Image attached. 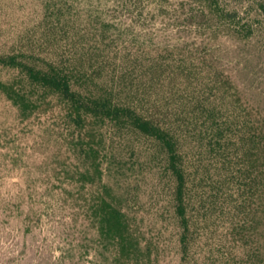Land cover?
<instances>
[{
	"label": "rangeland",
	"instance_id": "obj_1",
	"mask_svg": "<svg viewBox=\"0 0 264 264\" xmlns=\"http://www.w3.org/2000/svg\"><path fill=\"white\" fill-rule=\"evenodd\" d=\"M174 1L0 0V54L23 51L75 65L91 77V90L112 93L174 135L187 179V253L171 212L174 179L165 169V154L150 138L126 131L115 135L111 126H97L116 162L104 179L119 180L122 189L132 186L129 205L155 241V264H243L248 250L264 244V223L255 222L257 231H246L244 240L239 239L243 233L234 236L235 228L253 216L251 204L264 220V202L258 199L264 195V174L252 175L251 160H242L245 132L232 98L211 93L216 69L204 65L200 55L183 59L179 44L172 42L174 32L166 24L172 9L162 8ZM259 2L224 0L259 22L254 44L263 51L237 72L247 81L246 71L253 70L255 85L264 80ZM215 55L222 65L236 64L225 46ZM18 75L0 65L1 81ZM248 96L260 101L253 92ZM51 100L50 108L24 115L0 91V264H129L116 259L115 245L101 242L88 218L95 188L86 185L79 200L72 197L79 191L66 177L79 161L68 148L73 130L56 98Z\"/></svg>",
	"mask_w": 264,
	"mask_h": 264
},
{
	"label": "trees",
	"instance_id": "obj_2",
	"mask_svg": "<svg viewBox=\"0 0 264 264\" xmlns=\"http://www.w3.org/2000/svg\"><path fill=\"white\" fill-rule=\"evenodd\" d=\"M171 7L162 8L164 12L172 9L166 22L174 35L170 36L179 44L183 59H193L200 55L204 65L215 68L214 88L211 93H221L232 98L236 112L241 117L244 134L241 144L247 147L244 161L251 160V174H264V80L258 84L250 81L253 70L246 71L247 81L241 80L238 73L245 69V62L250 61L262 50L254 40L257 37L258 23L241 15L236 8H231L224 0H177ZM127 8L128 3H122ZM258 11L264 12V0L257 4ZM176 33V36H175ZM179 34V35H178ZM174 37V39L172 38ZM227 47L228 52L237 60L232 66L222 65V58L215 51ZM219 63L220 66H215ZM0 65L17 69L18 76L10 81L0 80V91L15 104L22 114L28 115L36 109H48L52 106L51 98L63 110L65 121L72 128L69 149L79 160L72 176H66L77 182L79 191L72 193L77 201L81 188L91 185V206L88 218L105 244H114L116 259L129 264H155L152 254L155 241L148 238L138 223L139 212L129 205L128 194L132 186L122 189L121 182L106 181L105 174L113 172L115 157L111 147H107V138L97 127L111 126L118 135L123 131L142 135L156 142L166 156V170L174 179L172 189V215L181 227L179 242L182 251L187 253L190 241L191 218L186 200L187 179L181 164V156L174 135L154 116H146L135 108L117 102L110 92H95L87 85L91 77L79 67L67 62L51 61L26 52L0 54ZM218 65V64H216ZM264 71V70H263ZM238 72V73H237ZM250 81V82H248ZM249 92L260 100L257 103L248 96ZM245 141V142H243ZM261 155L263 156L261 161ZM115 162V163H114ZM126 166V165H125ZM132 169V166H126ZM67 174V173H66ZM264 184V181H262ZM134 198L140 184L135 181ZM133 186V187H134ZM264 202V195L260 198ZM259 201V200H258ZM253 216L244 220L235 228V235L243 233L244 240L255 233L256 223H264L258 216L259 209L251 204ZM141 220H144L143 216ZM243 264H264V244H256L248 250Z\"/></svg>",
	"mask_w": 264,
	"mask_h": 264
}]
</instances>
